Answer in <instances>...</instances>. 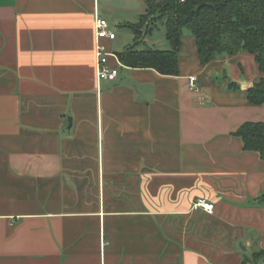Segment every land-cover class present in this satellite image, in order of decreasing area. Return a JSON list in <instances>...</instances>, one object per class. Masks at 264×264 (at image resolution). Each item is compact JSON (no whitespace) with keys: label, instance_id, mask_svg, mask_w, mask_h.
Masks as SVG:
<instances>
[{"label":"crops","instance_id":"crops-1","mask_svg":"<svg viewBox=\"0 0 264 264\" xmlns=\"http://www.w3.org/2000/svg\"><path fill=\"white\" fill-rule=\"evenodd\" d=\"M146 12L0 0V264H254L264 250V161L233 135L264 122L246 93L264 74L245 52L201 65L187 35L179 76L120 67L98 82L96 16L117 55ZM153 31L138 49L165 48Z\"/></svg>","mask_w":264,"mask_h":264},{"label":"trees","instance_id":"trees-1","mask_svg":"<svg viewBox=\"0 0 264 264\" xmlns=\"http://www.w3.org/2000/svg\"><path fill=\"white\" fill-rule=\"evenodd\" d=\"M145 3L147 12L140 21L122 26L135 35L134 44L117 54L122 67L179 76L184 30L188 28L201 65L221 56L245 52L254 57L259 71L264 74V0H145ZM158 22L165 25L171 49H138ZM246 93L249 104L264 106V77ZM233 135L242 140L245 152L257 153L264 161V122H246ZM257 203L264 206V194ZM252 259L254 264L264 261V250L254 252Z\"/></svg>","mask_w":264,"mask_h":264},{"label":"built area","instance_id":"built-area-1","mask_svg":"<svg viewBox=\"0 0 264 264\" xmlns=\"http://www.w3.org/2000/svg\"><path fill=\"white\" fill-rule=\"evenodd\" d=\"M185 0H181L184 2ZM96 26V72L98 82L115 81L119 76V68L122 67L118 56L107 48L103 41H114L117 38L116 32L111 28L109 22L101 16L95 18ZM114 58L117 62V67L110 64V59ZM190 88L195 92H200L197 85V78L191 77ZM215 206L205 199H199L194 204V210H203L206 213L213 214Z\"/></svg>","mask_w":264,"mask_h":264},{"label":"rangeland","instance_id":"rangeland-1","mask_svg":"<svg viewBox=\"0 0 264 264\" xmlns=\"http://www.w3.org/2000/svg\"><path fill=\"white\" fill-rule=\"evenodd\" d=\"M153 32H154V37L153 38L155 39V41L157 43H160V41H161L160 39H162V42H163V40H164V42H166V46H161V44H157V45H160L158 47H165V48H158V49H167V50L168 49H171V45H170L169 41L166 39V29H165L164 23L158 22L157 23V26H156V28L154 29ZM187 35L193 36L192 33H191V31L188 28H186L184 30V36H187ZM149 36L150 35H148V37ZM118 37H120V36L118 35ZM120 40H118V41H120ZM114 51L117 52L118 50L116 49Z\"/></svg>","mask_w":264,"mask_h":264},{"label":"water","instance_id":"water-1","mask_svg":"<svg viewBox=\"0 0 264 264\" xmlns=\"http://www.w3.org/2000/svg\"><path fill=\"white\" fill-rule=\"evenodd\" d=\"M72 124H73V120H72V118H69V128H68V130H70V129H71V127H72Z\"/></svg>","mask_w":264,"mask_h":264}]
</instances>
